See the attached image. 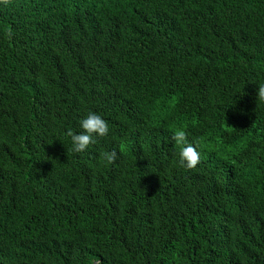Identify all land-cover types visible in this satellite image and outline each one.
I'll use <instances>...</instances> for the list:
<instances>
[{"label": "trees", "instance_id": "obj_1", "mask_svg": "<svg viewBox=\"0 0 264 264\" xmlns=\"http://www.w3.org/2000/svg\"><path fill=\"white\" fill-rule=\"evenodd\" d=\"M260 84L264 0L0 6V264H264Z\"/></svg>", "mask_w": 264, "mask_h": 264}, {"label": "clouds", "instance_id": "obj_2", "mask_svg": "<svg viewBox=\"0 0 264 264\" xmlns=\"http://www.w3.org/2000/svg\"><path fill=\"white\" fill-rule=\"evenodd\" d=\"M13 0H0V6L5 8L11 6ZM7 38H12V33H6ZM257 100L264 102V84L258 86ZM82 132L74 133L71 129L67 130L66 135L71 138L72 149L74 152L81 153L86 151L90 145L97 143V138H104L109 135L108 122L100 115L89 112L88 115L80 121ZM172 139L177 145L181 146L179 152V165L188 170H194L200 163V154L196 147L188 141L187 133L183 128L174 131ZM101 157L108 164H113L118 154L115 150L111 152H103ZM146 191V189H145ZM94 264H101L97 259Z\"/></svg>", "mask_w": 264, "mask_h": 264}]
</instances>
